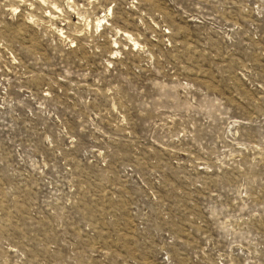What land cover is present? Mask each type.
Here are the masks:
<instances>
[{
	"label": "rangeland",
	"instance_id": "1",
	"mask_svg": "<svg viewBox=\"0 0 264 264\" xmlns=\"http://www.w3.org/2000/svg\"><path fill=\"white\" fill-rule=\"evenodd\" d=\"M0 264H264V0H0Z\"/></svg>",
	"mask_w": 264,
	"mask_h": 264
}]
</instances>
